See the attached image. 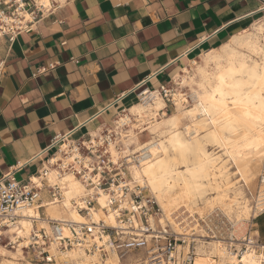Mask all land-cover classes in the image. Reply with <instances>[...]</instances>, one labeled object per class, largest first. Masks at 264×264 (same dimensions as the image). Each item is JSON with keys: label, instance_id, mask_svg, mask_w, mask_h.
Instances as JSON below:
<instances>
[{"label": "crops", "instance_id": "crops-1", "mask_svg": "<svg viewBox=\"0 0 264 264\" xmlns=\"http://www.w3.org/2000/svg\"><path fill=\"white\" fill-rule=\"evenodd\" d=\"M262 15L264 0H64L32 32L0 38V180L15 169L27 181L55 137L111 126L141 90L171 83ZM249 231L264 246V211Z\"/></svg>", "mask_w": 264, "mask_h": 264}, {"label": "built area", "instance_id": "built-area-1", "mask_svg": "<svg viewBox=\"0 0 264 264\" xmlns=\"http://www.w3.org/2000/svg\"><path fill=\"white\" fill-rule=\"evenodd\" d=\"M62 3L0 0V38L14 42L21 34L32 32ZM171 84L158 90H141L139 103L153 102L158 94L166 104L174 105L176 93ZM182 98L184 104L192 101L187 94H182ZM149 125L150 122L140 123L129 110L123 109L111 126L87 138L74 140L71 134L55 137L50 147L55 149L54 154L27 181H19L15 169L4 176L0 180V245L31 255L39 263L58 262L63 255L78 249L91 260L90 264H106L110 258L121 263L132 257V262L139 264L142 254H146V264H195V233L182 235L169 224L154 228L153 221L163 216L160 204L130 178L128 167L150 161L151 148L157 146L156 141H151L148 147L130 153L131 135L142 133ZM68 176L83 186L82 197L68 199ZM102 196L106 197L104 206L99 203ZM50 206L73 210L84 222L48 217L43 211ZM32 207L38 208V215L30 218L32 225L26 237H20L17 230L25 219L24 212ZM101 213L105 218L97 220L96 215ZM111 216L114 223L106 220ZM208 221L211 222L210 217ZM203 222L208 228L207 237L200 238L216 240L215 231ZM218 241L223 243L221 249L239 258L247 252L264 255V246L251 231L240 239L230 234L226 240Z\"/></svg>", "mask_w": 264, "mask_h": 264}, {"label": "bare ground", "instance_id": "bare-ground-1", "mask_svg": "<svg viewBox=\"0 0 264 264\" xmlns=\"http://www.w3.org/2000/svg\"><path fill=\"white\" fill-rule=\"evenodd\" d=\"M261 26H264V18L253 26V32L245 31L218 49L204 53L201 63L193 61L192 72L184 68L183 72L176 75L173 81L181 87L189 86L195 95L190 108L183 105L182 95L177 93L174 99L176 112L172 115L165 112L167 104L158 94L153 102L138 103L130 108V113L138 120L150 118L149 133L157 136L153 137L157 146L151 148L152 159L141 166L133 163L128 167L132 182L148 189L160 204L163 216L153 221L154 228H164L165 224L178 226L174 215L182 208L190 209L192 205L197 207L199 201H204L208 209L219 206L231 216L235 215L236 221L232 220L235 225L248 220L251 211L249 201H240L243 191L233 183L228 164L236 167V174L247 185L260 176L261 164L264 166V122L248 120L242 126L243 132H232L227 130L226 116L236 108L232 101L241 98L234 93L259 97L264 91V79L260 78L264 75V31L260 30ZM251 111L254 115L260 112L259 108H252ZM158 116H161L160 120ZM187 119L191 123L183 125V120ZM132 142L136 145L134 152L150 145V142L143 145L138 139ZM209 144L216 149L210 151ZM216 150L223 154H217ZM66 180L68 199L82 197L83 186L72 176ZM261 182L259 206L264 211V176ZM99 203L104 206L106 197L102 196ZM37 209L32 207L24 212L25 219H22L21 228L17 230L20 237H26L32 225L30 218L38 215ZM48 209L51 218L84 222L83 217L73 210L65 211L54 206ZM189 213L192 214V211ZM101 217L105 218L102 213L96 215L97 220ZM106 220L114 223L113 216ZM177 230L182 235H188L189 232ZM214 244L204 243L208 245L206 248L202 245L203 249H197L195 264H224L226 260L231 264H264V255L258 257L254 252H247L239 258ZM0 253L2 257L7 254L11 256L2 264H32L24 262V254L20 250L10 252L0 246ZM90 261L81 250L73 249L59 258L58 262L45 264H90ZM106 264L120 263L118 259L110 258Z\"/></svg>", "mask_w": 264, "mask_h": 264}, {"label": "rangeland", "instance_id": "rangeland-1", "mask_svg": "<svg viewBox=\"0 0 264 264\" xmlns=\"http://www.w3.org/2000/svg\"><path fill=\"white\" fill-rule=\"evenodd\" d=\"M263 18H264V15H262L260 17V19H258L256 21L255 24L262 22ZM253 26L249 29V32H253V30H252ZM198 62L201 63V59ZM188 69L192 72L193 69H194V65L192 64V66L190 68H188ZM181 72H183V70ZM183 75H184V73H183ZM171 86L175 89V93L181 94V95L182 94H187L189 97H191L192 101H190L189 105L188 104L186 105V104L183 103V105L185 107L190 108L194 104L193 98L195 97V95L193 94V92H192V90L190 89L189 86L181 87V86L177 85V83H175L173 80H172ZM165 112L168 115L174 114L176 112L175 105H172L170 103L167 104ZM157 118L160 120L161 116H158ZM141 121H143L141 123H146L145 121H147V120L146 119H142ZM190 123H191L190 119L183 120V125L190 124ZM149 126H151V125H149ZM153 137H157V136L148 135L146 137L145 141H147V142L153 141V139H152ZM208 149L210 151H213L216 148L215 147L213 148V146L211 144H209L208 145ZM215 152L217 154H219V155L223 154L222 152H219V150H216ZM228 165H230V170L232 172V181H233V183H235V185L237 187H241V189L243 191V195H242V198L240 199V201L241 202H245L246 200L249 201L248 205H249L250 210H251L249 212L250 215L248 217V220L240 222V223H237L235 225V223L232 222V220L236 221L235 220V215L231 216L230 213L228 214L224 210V208H221L219 206L215 207L213 210L212 209H208V207L207 208L205 207L204 201H202V203H200L201 201H199L198 204H197V207H194L193 205L190 206V209L187 208L188 210L186 208H182V210L185 211V212L180 210V212L177 213L176 215H174V217H173V218H175V222L178 223V226H176V227L174 226L173 228H174V230L176 232L178 231L177 230L178 228L180 229V231L182 230L183 233L186 232V231L187 232L189 231L187 234L190 235V236L195 233V236L193 238H195L197 240V241H195V243H196L195 245H197L196 248L198 250L199 249L201 250L202 245L204 243L205 244L215 243L214 245H218L220 247L221 245H223V243L222 242L219 243L218 240H226L227 237L230 234L234 235L237 239H240V238L244 237L245 234L247 232H249V227H250V224H251V220L254 217H256L257 215H259L261 212H263V211H261L260 206H259V204L261 203L259 201L260 191H261V187H262V182L261 181H263V176H264L263 163L261 164L260 176H258L256 178V180H254L253 182L249 181V185H247L245 181L241 180V177H240L239 174H236L237 170H236V167L233 166V164H228ZM209 198H211V197H209ZM262 209H264V205H263ZM190 211H192V214L189 213ZM189 216H191V217L189 218ZM209 217L211 219V222L208 221ZM203 221H206L209 224V227L212 228L215 231V233H216V235L218 237L216 240H212L211 238H208V239L200 238L201 236L207 237L208 228L204 224ZM188 223H189V225H188ZM177 233H179V232H177ZM220 234L222 235V238H220V236H221ZM0 246L2 248H4V249L10 251V252H16V251L11 250L9 248H5L3 245H0ZM203 246L206 248L208 245H203ZM141 257H142V259L144 261L146 259V254H142ZM24 258H25L24 262L28 261V262H31L32 264H45V263H39V262L34 261V258L31 255H28V254H24ZM9 259H11V256L9 254L5 255V257H2L1 253H0V264H2L4 262V260H9ZM143 261L140 262L139 264H146ZM226 261H227L226 263H224V262H222V263L228 264L229 263L228 260H226ZM120 264H129V261H127V260L125 261L124 260ZM130 264H136V263L132 262ZM148 264H150V263H148Z\"/></svg>", "mask_w": 264, "mask_h": 264}, {"label": "snow or ice", "instance_id": "snow-or-ice-1", "mask_svg": "<svg viewBox=\"0 0 264 264\" xmlns=\"http://www.w3.org/2000/svg\"><path fill=\"white\" fill-rule=\"evenodd\" d=\"M261 31H264V26H261ZM264 51V49H262ZM261 79H264V75H261ZM234 95L240 96L239 100H233V105L236 108L230 115L226 116L228 131L243 132V125H246L248 120H260L264 122V91L260 94L259 97H252L251 94L245 96L244 93H234ZM252 108H259V115H254L251 111ZM219 111V110H218Z\"/></svg>", "mask_w": 264, "mask_h": 264}]
</instances>
